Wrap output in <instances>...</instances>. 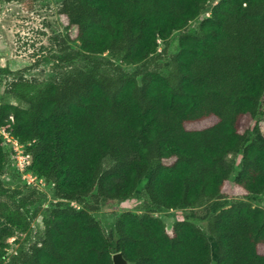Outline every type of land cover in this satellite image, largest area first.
Segmentation results:
<instances>
[{
	"label": "trees",
	"instance_id": "16d2710c",
	"mask_svg": "<svg viewBox=\"0 0 264 264\" xmlns=\"http://www.w3.org/2000/svg\"><path fill=\"white\" fill-rule=\"evenodd\" d=\"M211 1L61 0L80 52L138 67L109 61L100 72L92 61L41 86L10 83L26 106L0 102V126L56 201L40 241L5 264H114L115 252L125 264H264V207L251 200L264 194V0ZM175 31L178 50L167 54ZM230 153L241 155L232 180ZM8 168L21 176L0 136V190ZM144 178L146 209L119 213L109 236L92 211ZM230 188L240 197L218 205ZM22 205L0 202V213L26 229ZM201 206H212L205 229L153 213Z\"/></svg>",
	"mask_w": 264,
	"mask_h": 264
},
{
	"label": "rangeland",
	"instance_id": "374dc122",
	"mask_svg": "<svg viewBox=\"0 0 264 264\" xmlns=\"http://www.w3.org/2000/svg\"><path fill=\"white\" fill-rule=\"evenodd\" d=\"M217 0L209 2V6ZM61 0H0V102H12L20 106L26 104L13 96L10 83L25 77L36 80V84L44 85L50 80L59 78L80 68L92 66V61L98 63L100 72H108L113 64H119L126 71H134L138 65L114 61L106 53L88 56L79 51L78 44L66 38V30L59 17ZM208 12L204 14L207 16ZM199 18L189 22L188 31L198 28ZM179 31L173 32L167 54L178 50ZM162 48L160 44L159 49ZM164 63L165 59H158ZM109 61H112L111 64ZM226 161L232 166L233 173L241 165L240 153H230ZM8 168L10 179H1L3 185L0 190V202L20 204L23 197L32 195L33 202L22 205L30 225L26 229L19 228L7 222L0 213V264L13 260L20 250L26 249L31 243L40 241L43 235L44 221L50 214L56 199L50 183L34 178V175H12ZM31 181L24 185L23 181ZM145 178L140 182L132 196L125 200L100 202L97 209L92 211L105 232L110 236L114 219L119 213L129 210L141 212L146 209L147 197L143 186ZM36 188L35 193L32 189ZM19 191V192H18ZM240 196H235L232 189H228L225 197L217 200V204L227 207ZM252 203L264 207V194L251 198ZM91 201L88 198V202ZM210 208L201 206L179 209H154L153 213L160 216L168 225L178 219H188L206 228V218Z\"/></svg>",
	"mask_w": 264,
	"mask_h": 264
},
{
	"label": "built area",
	"instance_id": "2783aa9c",
	"mask_svg": "<svg viewBox=\"0 0 264 264\" xmlns=\"http://www.w3.org/2000/svg\"><path fill=\"white\" fill-rule=\"evenodd\" d=\"M0 136L4 139L9 148L13 151L14 164L18 168L22 176L32 175L30 171L26 170V166L29 164V154L24 151V146L16 138L11 136L3 127L0 126ZM34 178H37L34 175ZM42 181L41 179H39ZM29 183L31 181H28Z\"/></svg>",
	"mask_w": 264,
	"mask_h": 264
},
{
	"label": "water",
	"instance_id": "95a60500",
	"mask_svg": "<svg viewBox=\"0 0 264 264\" xmlns=\"http://www.w3.org/2000/svg\"><path fill=\"white\" fill-rule=\"evenodd\" d=\"M112 260L114 264H125L126 263L120 252L113 253Z\"/></svg>",
	"mask_w": 264,
	"mask_h": 264
}]
</instances>
